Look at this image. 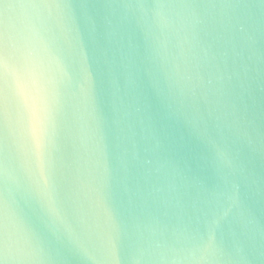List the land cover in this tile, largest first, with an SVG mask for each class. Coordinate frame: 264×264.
<instances>
[{
  "label": "water",
  "instance_id": "95a60500",
  "mask_svg": "<svg viewBox=\"0 0 264 264\" xmlns=\"http://www.w3.org/2000/svg\"><path fill=\"white\" fill-rule=\"evenodd\" d=\"M0 264H264V0H0Z\"/></svg>",
  "mask_w": 264,
  "mask_h": 264
}]
</instances>
